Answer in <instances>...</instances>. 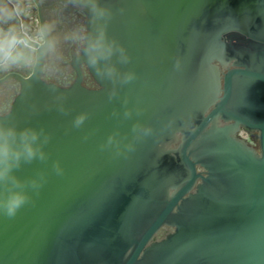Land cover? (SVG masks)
Returning <instances> with one entry per match:
<instances>
[{
  "label": "water",
  "instance_id": "1",
  "mask_svg": "<svg viewBox=\"0 0 264 264\" xmlns=\"http://www.w3.org/2000/svg\"><path fill=\"white\" fill-rule=\"evenodd\" d=\"M100 2L116 12L108 35L132 57L122 67L138 76L118 99L109 102L110 83L89 69L82 50L69 87L44 80L48 57L35 47L29 74L12 70L0 80L20 86L0 119L51 134L49 160L16 172L21 179L45 172L47 183L34 206L0 216V264H264V0ZM0 5L11 10L0 31L21 32L25 6ZM82 64L99 88L82 84ZM60 95L67 115L58 110ZM124 98L143 114L111 116L123 112ZM83 112L89 119L73 129ZM181 115L192 117L194 131L182 130ZM173 116L181 131L149 137L127 158L99 149L117 129L130 140L137 119L159 131ZM243 131L259 132L260 152ZM54 161L63 176L52 171ZM164 226L174 230L157 240Z\"/></svg>",
  "mask_w": 264,
  "mask_h": 264
},
{
  "label": "clouds",
  "instance_id": "2",
  "mask_svg": "<svg viewBox=\"0 0 264 264\" xmlns=\"http://www.w3.org/2000/svg\"><path fill=\"white\" fill-rule=\"evenodd\" d=\"M68 4L84 9L89 15L91 28L87 31H79L71 37L82 45V53L89 69H93L96 76L102 81L110 83L107 88L109 102L119 98L120 89L138 79L137 73L131 68H124L131 63V55L128 49L115 37L108 35V26L113 20L116 12L107 4H101L100 0H68ZM124 15L126 9L121 7L117 10ZM11 15V10L0 5V20ZM54 25L45 23L40 28V40L33 41L27 31L17 32L10 29L7 33L0 31V70L12 65L28 64L32 60L31 52L35 47L41 57H51L57 53L59 39L53 35ZM68 37H65L67 39ZM173 68L179 72L183 70L181 57L175 58ZM63 95L57 96L59 111L67 115L63 104L66 101ZM129 100L122 101L123 112L113 109L111 116L122 121L139 117L143 109L139 106L128 107ZM217 115V120L219 119ZM89 119L86 112L76 115L71 121L73 129H80ZM176 117L173 116L162 124L159 131L151 125L141 123L138 119L131 125V139L128 135L121 136L119 129L107 136V139L99 145L100 151H109L113 158H119L136 151L137 144L149 137L156 141H162L166 133L174 136L176 130ZM183 131H194L191 128V116L181 115ZM83 139L86 141L88 136ZM51 141V134L43 127L32 126L20 127L13 118L0 119V216L9 219L15 218L18 212L26 205L34 206L35 197L47 183V174L39 171L35 176L21 179L16 172L24 165H31L35 161L46 163L49 160V153L45 150ZM127 141V142H126ZM52 171L57 176L64 175V169L59 161H54Z\"/></svg>",
  "mask_w": 264,
  "mask_h": 264
},
{
  "label": "flooded vegetation",
  "instance_id": "3",
  "mask_svg": "<svg viewBox=\"0 0 264 264\" xmlns=\"http://www.w3.org/2000/svg\"><path fill=\"white\" fill-rule=\"evenodd\" d=\"M15 8L18 9L21 5L26 8H30L25 14L22 12L23 28L21 32L27 31L28 35L33 41H39L40 28L43 24L49 23L54 25L53 35L59 39L57 53L51 57H48L44 80L47 83H53L61 87L71 86L76 78L77 71L74 67V60L80 55L82 45L80 42L73 40L71 37L73 34L83 30L87 31L86 21L88 19L87 12L82 8L74 7L68 4V0H6ZM38 7H37V5ZM27 11V10H26ZM35 26V28H33ZM65 37H68L65 39ZM32 60L28 63L26 69L18 68L20 65H12L6 69L0 70V80L6 76L7 72L12 70H19L23 75L29 74L35 64V50L33 48ZM81 70L83 72L82 84L89 89L99 88L98 84L93 79L92 75L85 64H82ZM19 83L15 80H11L0 86V114H5L9 110V106L19 91ZM241 137L257 152L261 150L259 132H246L241 133ZM199 172H202V168L198 167ZM174 228L170 226H164L162 230L157 234L156 239L164 238L169 232H172Z\"/></svg>",
  "mask_w": 264,
  "mask_h": 264
},
{
  "label": "crops",
  "instance_id": "4",
  "mask_svg": "<svg viewBox=\"0 0 264 264\" xmlns=\"http://www.w3.org/2000/svg\"><path fill=\"white\" fill-rule=\"evenodd\" d=\"M1 1H2V0H0V3H1ZM26 10H27V9H26ZM26 10H25V14L28 12V10H27V11H26Z\"/></svg>",
  "mask_w": 264,
  "mask_h": 264
}]
</instances>
